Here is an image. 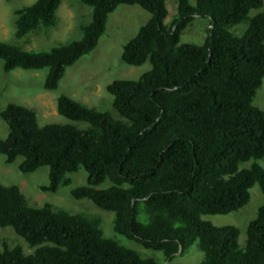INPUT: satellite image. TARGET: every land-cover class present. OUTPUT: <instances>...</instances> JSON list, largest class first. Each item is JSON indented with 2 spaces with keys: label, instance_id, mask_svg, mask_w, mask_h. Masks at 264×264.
Here are the masks:
<instances>
[{
  "label": "trees",
  "instance_id": "16d2710c",
  "mask_svg": "<svg viewBox=\"0 0 264 264\" xmlns=\"http://www.w3.org/2000/svg\"><path fill=\"white\" fill-rule=\"evenodd\" d=\"M91 7L82 35L49 50H25L0 41L4 71L48 68L43 87H57L65 68L89 53L119 4H136L146 22L122 46L121 60L149 62L137 79L106 85L110 111L60 94L56 110L73 123L37 124L33 108L8 103L0 112L7 135L0 138L6 163L18 169L48 167L42 190L71 183L82 168L85 183L70 190L111 211L113 231L163 261L142 256L105 237L100 219L49 203L31 206L17 185L0 183V226H9L33 248L2 242L0 264H178L175 255L194 241L203 252L196 264H264V203L246 226L245 245L234 225H215L205 214H225L249 202L253 185L264 194V110L252 103L264 76L263 0H176V15L164 23L166 0H79ZM61 0H35L15 10L16 38L56 23ZM208 18L201 44L180 42L193 18ZM245 22L237 35L230 28ZM251 160L249 165L244 163ZM108 180L104 188L98 184ZM142 204L144 220L137 219Z\"/></svg>",
  "mask_w": 264,
  "mask_h": 264
},
{
  "label": "rangeland",
  "instance_id": "374dc122",
  "mask_svg": "<svg viewBox=\"0 0 264 264\" xmlns=\"http://www.w3.org/2000/svg\"><path fill=\"white\" fill-rule=\"evenodd\" d=\"M35 0H0V41L14 43L25 50H49L57 44H63L82 35L81 25L91 19V7L79 0H61L56 14V23L47 29L40 28L29 33L23 38H16L15 10L29 5ZM194 3L195 0H189ZM167 14L164 23H169L176 15V0H166ZM260 9H251L249 16L254 15ZM149 13L136 4H119L108 15L105 30L99 38L96 46L87 54L82 55L73 64L65 68L56 88L48 90L43 87L48 68L22 69L14 68L4 71L3 62L0 59V112L8 103H15L33 108L36 112L37 124L42 126L50 123H73L78 127L87 125L83 121H72L56 110V98L60 94L83 103L88 107L98 110L110 111L114 117L117 113L112 108V95L107 92L106 85L116 79H137L138 76L150 68L149 62L133 66L121 60L123 44L135 35L140 25L144 24ZM246 27L241 22L230 29L240 35ZM209 19L195 17L180 34V42L201 44L208 34ZM252 103L264 110V76L257 89ZM7 125L0 115V138L7 135ZM21 157L15 158L11 163H6L4 155L0 153V183L4 185H17L31 206H41L49 203L53 207L66 209L72 213H84L100 219V227L105 237L113 238L119 243L138 251L142 256L154 257L157 261H163L160 251L146 249L133 240H129L116 234L112 229V212L95 206L89 199H76L70 190L84 184L86 172L79 168L70 173L71 183L59 185L56 191H45L41 186L48 183V167L41 166L32 172H21L18 164ZM251 160L244 163L249 165ZM257 162L264 167V157ZM110 183L108 180L98 184L104 188ZM249 202L238 210L225 214H205L203 219L211 221L215 225H234L238 228V243L245 245L246 226L257 213L258 207L264 203V194L258 185L250 189ZM146 214L142 204L139 207L137 219L144 220ZM10 246L20 245L24 253H30L33 248L18 236L11 227L0 226V249L2 242ZM203 258V252L194 241L183 253H177L172 262L178 264H196Z\"/></svg>",
  "mask_w": 264,
  "mask_h": 264
},
{
  "label": "water",
  "instance_id": "95a60500",
  "mask_svg": "<svg viewBox=\"0 0 264 264\" xmlns=\"http://www.w3.org/2000/svg\"><path fill=\"white\" fill-rule=\"evenodd\" d=\"M164 264H167V261H164Z\"/></svg>",
  "mask_w": 264,
  "mask_h": 264
}]
</instances>
